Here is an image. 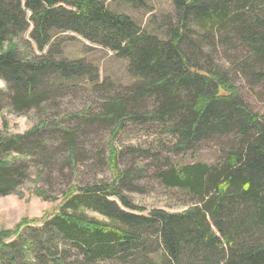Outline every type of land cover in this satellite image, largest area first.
I'll return each mask as SVG.
<instances>
[{
  "label": "trees",
  "instance_id": "1",
  "mask_svg": "<svg viewBox=\"0 0 264 264\" xmlns=\"http://www.w3.org/2000/svg\"><path fill=\"white\" fill-rule=\"evenodd\" d=\"M107 1L0 0V79L8 86L0 88V113L7 107L43 115L66 90L78 89L84 80L97 85L95 66L64 59L52 45L65 32L127 58L138 79L125 95L104 97L100 110L46 117L24 133L0 132V196L19 194L30 168L40 179L46 170L50 174L35 187L46 200L58 199L50 188L53 170L65 180L56 214L39 225L24 219L0 230V264H72L71 259L94 264L117 255L143 264H264V115L250 107L229 72L210 55L200 61L202 47L190 34L191 20L208 37L235 25L260 67L258 78L264 79V0L258 5L251 0H173L177 20L169 19L164 36L112 10ZM112 1L141 5L143 0ZM232 10L238 17L229 23ZM249 12L252 22L245 17ZM28 32L29 40L24 38ZM128 121L144 122L157 133L159 145L170 142L171 152L229 135L238 142H231L218 164L169 166L160 173L163 185L183 190L195 203L180 212L158 208L142 214L146 208L121 191L139 187L140 170H120L119 149H110L109 182L98 173L93 182L86 181L78 165L92 155L101 172L105 161L99 145L82 138L106 124L115 136ZM89 210L111 223L90 217ZM156 247L160 255L152 258Z\"/></svg>",
  "mask_w": 264,
  "mask_h": 264
},
{
  "label": "rangeland",
  "instance_id": "2",
  "mask_svg": "<svg viewBox=\"0 0 264 264\" xmlns=\"http://www.w3.org/2000/svg\"><path fill=\"white\" fill-rule=\"evenodd\" d=\"M257 1L251 0L253 4L258 5ZM107 4L112 10L130 16L140 27L163 36L165 30H167L166 26L169 25V19L173 23L177 20V11L173 0H143L141 5H133L126 1L108 0ZM237 15V12L233 13L232 10L228 22L231 23L235 16L238 17ZM245 17L246 20L252 22L251 12L246 13ZM234 27L235 25H232V28L228 30L223 28L222 32L216 37H208L205 36L203 28L197 25L194 20H191L190 34L202 47V51L199 53L201 54L199 56L200 61H205L206 54L210 55L215 64L220 65L225 71L229 72L232 82L250 107L255 112L264 115V79L257 76L260 67L254 57L249 54L246 46L239 40L233 30ZM24 38L29 40V32ZM32 44L36 47L34 42ZM53 44L59 47V55L62 58L83 60L85 63L95 66L99 73L97 85L95 86L92 82L84 80L85 85L78 84V89H68L58 96L55 101L49 102L50 108L43 115L35 109L12 112L5 107L0 113L1 133H24L46 117L55 116L58 118L64 113L68 114L84 109H87V112L100 110L99 106L104 97L125 95L128 89L138 82V79L130 71V63L127 58L119 57L110 48L93 43L76 32H65L54 37ZM194 49L197 50V47L195 46ZM46 51L47 49L44 53ZM7 87L6 82L0 79V88L6 90ZM112 129V125L106 124V126L98 127L92 132H86L88 135L82 138L83 142H97L99 145V150L102 152L105 161L104 166L101 167V172L97 166V160L93 159L92 155L87 158L86 164L79 161L78 165L81 171L85 173L86 181L93 182L92 180L98 173L99 177H104L106 182H109L113 179V173L108 165L110 149L112 146L119 149L121 154L118 159L119 169L140 170L141 177L137 179L139 187H135L134 191L121 188V191L122 194L131 198L135 204L146 208V211L142 214H148L152 209L158 208L169 212H180L195 203V198L188 196L183 190L163 185L160 180V173L169 166L179 167L198 162H205L210 165L218 164L223 159L224 150L228 149L231 142H238L235 135H229L220 140L198 142L186 151L171 152L170 142H160L159 145L157 133L146 126L144 122H125L122 131H119L115 136ZM30 169V178L22 185L19 194L13 193L0 196V230L11 229L24 219L30 222L36 220L38 221L34 222L36 225L42 224L43 218L53 216L63 205L61 192L65 188V180L59 174V170H53L50 185L51 190H56L54 192L58 195V199L46 200L37 195L35 187L40 186L42 180L48 178L50 174L47 175L46 170L43 178L40 179L36 175L35 169ZM108 199L119 203L115 197L110 196ZM124 210L132 212L126 208ZM87 212L90 217L111 223L108 218L97 212L90 210ZM154 249L156 251H153L150 255L152 258L157 257L159 254L157 252L160 251L159 247ZM119 256L102 262L97 261L94 264H143L139 258L133 257L134 259L123 261ZM74 260L71 259L70 262L79 264Z\"/></svg>",
  "mask_w": 264,
  "mask_h": 264
}]
</instances>
